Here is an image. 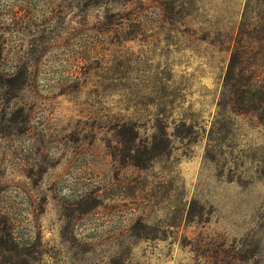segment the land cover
Returning a JSON list of instances; mask_svg holds the SVG:
<instances>
[{"label":"rangeland","instance_id":"374dc122","mask_svg":"<svg viewBox=\"0 0 264 264\" xmlns=\"http://www.w3.org/2000/svg\"><path fill=\"white\" fill-rule=\"evenodd\" d=\"M0 236V264H264V0H0Z\"/></svg>","mask_w":264,"mask_h":264},{"label":"trees","instance_id":"16d2710c","mask_svg":"<svg viewBox=\"0 0 264 264\" xmlns=\"http://www.w3.org/2000/svg\"><path fill=\"white\" fill-rule=\"evenodd\" d=\"M241 64L242 63H241L239 57H237L235 54H233V57L231 58V62L229 64V71L227 73V79L234 80V83L227 84V86L229 85L230 87H236L239 85L236 82H241V79H239V78L243 79L244 70H242V68L240 67ZM236 70H238L237 74L235 73ZM4 238H5L4 236L3 237L0 236L1 246H4V247L8 248L9 250H11L13 243L10 244L9 240H7V238L5 240Z\"/></svg>","mask_w":264,"mask_h":264}]
</instances>
